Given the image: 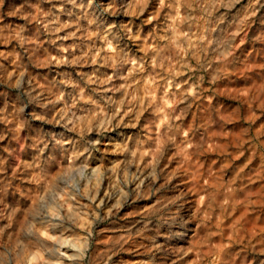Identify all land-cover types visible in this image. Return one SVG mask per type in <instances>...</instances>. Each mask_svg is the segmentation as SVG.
I'll return each instance as SVG.
<instances>
[{
	"label": "rangeland",
	"instance_id": "1",
	"mask_svg": "<svg viewBox=\"0 0 264 264\" xmlns=\"http://www.w3.org/2000/svg\"><path fill=\"white\" fill-rule=\"evenodd\" d=\"M0 264H264V0H0Z\"/></svg>",
	"mask_w": 264,
	"mask_h": 264
},
{
	"label": "bare ground",
	"instance_id": "2",
	"mask_svg": "<svg viewBox=\"0 0 264 264\" xmlns=\"http://www.w3.org/2000/svg\"><path fill=\"white\" fill-rule=\"evenodd\" d=\"M91 169H92V167H91ZM94 169V168H93ZM93 172V171H92ZM148 181V180H147ZM126 204V203H125ZM29 219V218H28Z\"/></svg>",
	"mask_w": 264,
	"mask_h": 264
}]
</instances>
